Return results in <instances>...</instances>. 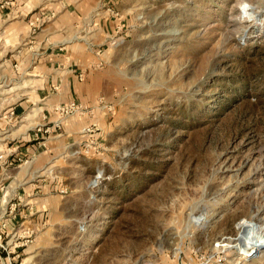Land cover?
<instances>
[{
    "label": "rangeland",
    "instance_id": "1",
    "mask_svg": "<svg viewBox=\"0 0 264 264\" xmlns=\"http://www.w3.org/2000/svg\"><path fill=\"white\" fill-rule=\"evenodd\" d=\"M58 1L18 2L0 23V264H264V245L238 244L250 224L264 240V0H79L118 18L93 97L69 101L98 108L33 129L61 140L27 161L10 148L30 121L12 108L41 84L45 51L89 40L76 27L40 43Z\"/></svg>",
    "mask_w": 264,
    "mask_h": 264
},
{
    "label": "crops",
    "instance_id": "2",
    "mask_svg": "<svg viewBox=\"0 0 264 264\" xmlns=\"http://www.w3.org/2000/svg\"><path fill=\"white\" fill-rule=\"evenodd\" d=\"M23 1L25 2V6L28 1H32L31 4H29L30 2L27 3L30 5L29 7H31L33 4L38 5L41 0H9L10 5L6 10V13L0 15V23H2L1 21L3 20L4 16H9L10 12L13 11L10 9L12 6ZM68 2L71 7H66V9L62 10L65 6H67ZM79 3V0H59L57 2V5L54 8L58 10L59 17L55 22L44 29L43 32H41L39 36L41 38L40 43L46 39V41L53 43L51 45H54L55 41L53 39L56 37L55 34L57 32L59 34V38H64V36L67 37L71 32H74L76 27H79V30L77 29L75 34L77 35L78 32L86 31V34L89 35V40L86 38L84 42H76L73 44L72 42L68 43L67 39H65L62 40L64 43L66 42V44H64L65 46L59 45L58 47L56 46L55 48L45 51V54L40 58V61L36 66V69H38L40 72L41 78H38V80L42 81L41 84L37 87V90L33 96H26L22 98V100L17 102L12 108V114L15 112L20 114V116L26 114L25 117L28 119L27 121H30V123L26 126L27 136H23L24 138H22L21 141L16 142L14 145L12 144L11 148L12 150L14 149L13 151L17 154H26L25 156L27 161L39 160L41 156L46 155L47 152H53V146L56 145L55 143L61 140H56L54 137L51 138L50 136H47L48 140H53H44L43 143L40 141L38 143L35 140V133H33V129H35L37 125L41 123H51V118L53 115L55 117V114H57L58 111L55 110L60 104L67 103L75 98H83L85 100V98L93 97L95 85L94 82L98 75V72L92 67L95 66V63L99 57V52L96 51V49L104 42H106L107 45H110L109 38L112 37H110V35L115 31L116 27H118L114 24L118 18L114 19L115 16L113 15V11L109 7L108 2L104 3V5L107 7L105 10L101 12L94 11V14L93 9H81V4ZM72 5H74V7H72ZM91 16H99L100 19L97 18L91 26H79V24H77L83 18ZM21 25L25 28L26 22L23 21ZM10 31L18 32L19 34L21 30L17 31L12 29ZM95 31L97 32L96 37L90 35ZM39 37L37 40L40 39ZM13 39H15L14 34ZM86 101L90 102L91 100ZM25 117L22 119L24 122L23 124L26 123ZM91 119L92 118L87 119L85 117L84 119H80V123L75 125L80 126L79 124L82 123L89 124ZM69 128V126L64 124L63 131L59 133L60 137L65 136L66 138H64L66 141L73 139L71 144L76 142L78 143L76 136L70 134L73 132V130L71 131ZM42 136L45 137L44 134H42ZM87 136L88 135L81 134V142L79 143H83L82 140L86 139ZM10 137L13 138L15 136ZM14 154L12 155L15 156ZM13 156L9 158L11 160V164H13V160L15 162V158ZM0 170V178H2V168ZM36 219L37 218H34L30 221L33 227L36 230L43 228V220Z\"/></svg>",
    "mask_w": 264,
    "mask_h": 264
},
{
    "label": "built area",
    "instance_id": "3",
    "mask_svg": "<svg viewBox=\"0 0 264 264\" xmlns=\"http://www.w3.org/2000/svg\"><path fill=\"white\" fill-rule=\"evenodd\" d=\"M9 5H10L9 0H0V15L6 13V10H7ZM97 108H98V105L87 106V105L82 104L81 102H76L73 100L71 102L64 103L63 105L61 104V106H58L57 111L59 112L60 117H62V115L63 116L69 115L70 113H73V114L75 113L74 115L80 113L81 115L94 116ZM57 118L55 120V123L58 125L57 120H59V119H57ZM60 125L61 124H59V127H60ZM97 125L98 124L95 121L90 122L89 124H86L85 126L82 127L80 133L83 135H88L89 137L90 136L92 137L94 135L93 133L96 131ZM43 127H44V129H43ZM36 128H37V131H43V132L48 131V127H46V125H44L42 123L37 125ZM83 143H84V146H86V148H87L86 152H90V147H92V145H91L92 141H88L86 139L85 141H83ZM10 150H12V149L10 148ZM12 152H14V151L12 150ZM12 152H10V153H12ZM98 177H101V176H98ZM14 209H15V204L11 206L10 212H13Z\"/></svg>",
    "mask_w": 264,
    "mask_h": 264
},
{
    "label": "bare ground",
    "instance_id": "4",
    "mask_svg": "<svg viewBox=\"0 0 264 264\" xmlns=\"http://www.w3.org/2000/svg\"><path fill=\"white\" fill-rule=\"evenodd\" d=\"M167 45H169V44H167ZM247 230H249L248 233H246ZM254 231L255 230L253 228V224L248 225L247 228H246V231H245V233H246L245 241L240 239V242L238 244H240V245L243 244L242 247H241L242 254H246V255H248L250 253L252 254V252H255L256 250L259 249L260 246L264 245L263 238H259V235L258 234H254ZM242 241H243V243H241Z\"/></svg>",
    "mask_w": 264,
    "mask_h": 264
},
{
    "label": "clouds",
    "instance_id": "5",
    "mask_svg": "<svg viewBox=\"0 0 264 264\" xmlns=\"http://www.w3.org/2000/svg\"><path fill=\"white\" fill-rule=\"evenodd\" d=\"M247 7H248V5H247V4H245V5H244V8H247Z\"/></svg>",
    "mask_w": 264,
    "mask_h": 264
}]
</instances>
